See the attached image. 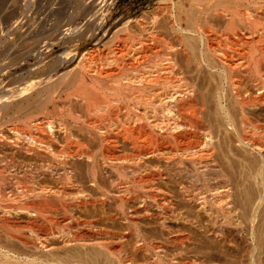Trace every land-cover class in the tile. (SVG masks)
<instances>
[{"label": "rangeland", "instance_id": "rangeland-1", "mask_svg": "<svg viewBox=\"0 0 264 264\" xmlns=\"http://www.w3.org/2000/svg\"><path fill=\"white\" fill-rule=\"evenodd\" d=\"M170 2L171 0H0V96L6 91L25 87L30 81L43 77L46 75L45 70H47V66L52 60L60 62V60L64 59L63 55L65 56L67 51L71 49L77 51L85 43L87 44L85 47H87L96 39L98 44L93 47L91 53L93 57L91 55L88 56L89 59L93 60L88 59L89 62L91 61L89 63L86 59L87 57L85 60L83 58L84 63H92V67L85 63L91 67L89 68L90 70L96 67H102L105 71L116 68V62L111 59L117 56L120 57H117V64L119 65L117 67L130 62L129 51L132 49L131 42L129 40H121L118 41L119 43L114 41L115 44L110 41L112 36L110 34H113L112 29L116 31L120 28L123 32L126 30L128 27L124 25L126 20L134 19L129 24V29L132 27V31H137L136 35L138 34L136 23L140 20L146 22L148 30H151L153 26H160V30H158L163 33L161 34L164 36H162L164 41L171 40L173 37L171 33L169 34L171 30L164 17L165 14L162 15V6L168 5ZM152 20L155 21L154 25L151 24ZM120 24L123 25L121 26ZM102 40L104 44L101 43L103 42ZM109 41L110 43H107ZM162 46L161 44L156 49L160 54L162 53ZM222 48L224 49L225 47ZM193 49L195 54L191 55L188 61L183 55L177 54L176 62H178V66L181 65L182 69L189 70L188 72L184 71L187 74L185 76L188 81H191V79L196 81L190 83H194L197 99L203 104L204 110L206 108V111H210V114L213 112L214 100L211 99H216L218 94L222 95L224 104L228 103L231 106L228 105L230 110H236V107L230 103L231 97H228L230 96V91L227 85L224 83L223 87L219 89L216 87L215 83L217 82H215L214 74L217 71L210 68V62H208L209 64L207 62L204 64L199 59V55H196V51L198 53L197 48ZM229 49L226 47L225 51H230L231 49ZM238 50L235 49V52L237 51L238 53H236L239 56L246 52L239 50L240 52L242 51L239 54ZM238 55L237 57H239ZM77 60L79 61V59ZM107 62L110 63L106 66L108 69L105 68ZM32 88H30L31 93L33 91ZM221 90H223L222 93ZM227 91L228 93H226ZM30 92L28 90L25 91L27 95ZM25 93L22 94L23 96L20 95L11 100L12 102L7 107L4 106V103L10 100L4 102L0 99V177L6 181L2 182L3 184L1 183V190L4 189L3 192L6 193H4V198H9L8 196H10V200L12 199L9 202L7 201L9 205L15 207L10 214L11 223H16L17 227L22 226V230L26 228L25 232L24 230L22 231L24 235L13 231L6 237L1 233L0 264H116L115 254L118 250L125 253L126 256L128 255L132 260V264H264V191H260V193L257 191V195L255 193V196L251 197L245 189V185L249 183L256 185L258 181L260 182V177H262L258 171H261L264 167V158L256 149L234 141L226 143L228 140H225V143H221V145H216L217 151L215 150L212 159L216 169L226 174L227 178L231 180L228 183L232 193L231 198L235 195L234 200L242 203L246 197L249 198L250 196L253 198V205L251 204L248 215L243 216V219L235 216L236 213L241 212L238 208L242 204L239 207L236 206L235 212L231 213V218L232 222L233 220L238 222L236 221L235 223L234 221L235 225L232 224V228L229 226L230 229L227 228L228 226L222 225L219 218L217 223L220 222V224H216V226L218 225L217 230H220V233L216 231L212 234L208 231V227L213 223L212 217L203 214L200 209V201L194 202V200L187 198V195L189 196L191 191L199 193L200 191L204 192L208 186H216L218 177L215 176V179H212L211 177L214 175H208V177L201 178L200 176H194L190 172V163L186 160L184 161L182 155L183 150L190 148V141L185 144H189L186 146H189L188 148L185 145L178 149L175 145L174 148H172L173 146L167 147L164 145L166 148L161 146L162 149H167V152L173 150L171 151L172 154L169 152L171 161L168 163L164 162L163 159L161 160V158L154 157L133 161L127 158L129 154L133 153V147L127 139L124 140V135L121 132L117 138L119 149L117 148L115 152H112L114 149L112 150L109 146L99 147L95 139L88 141L89 136L86 132H83L85 130L82 124L81 127L80 123H72L66 116L64 123L69 121L66 124H72V128L66 125V128L68 127L66 129L67 133H72L71 140L75 141L79 136L81 139L76 140L77 143L72 141L74 143L64 144V135L61 130V132L55 130V134L50 137L45 134L44 125L40 129L44 133L42 131L38 133L39 128L32 129L33 121L30 122L32 118L36 119L39 117L40 119L41 117V121H43L44 116L46 117L49 114L48 112H50L49 110L52 109V106L47 104L45 109L38 113L36 112L37 109L35 110L33 107L34 104L31 103L29 106L28 103L27 107L24 106V110H20L24 107L18 108L19 106L16 105V102L22 99L26 95ZM64 98L63 94L60 99L65 101L66 98ZM200 98H202V101ZM32 100L33 97L30 101ZM226 100L229 102L225 103ZM78 101H73L70 107L73 112L84 115L85 108ZM2 103L3 105H1ZM210 106L212 107L210 108ZM37 113L40 116L36 115ZM31 114H34L35 118ZM29 116L31 118L26 119ZM91 116L93 117L92 121L85 115L82 117H85L86 123L91 122L97 124L96 126L107 127L110 123V121L105 120V123H103L104 121L100 122L102 125L104 124L102 126L97 116V119L95 116ZM20 119L22 120L20 121ZM112 122L114 123L115 121ZM111 124L107 128L110 126L112 128L113 125ZM74 125L75 127L80 126L83 130L81 128H73ZM23 128L26 130L24 133L22 132ZM222 130L223 128L220 131V138L226 136V131L229 129L224 130L225 134H223ZM12 131H16L20 136H17ZM25 132L27 134L34 133V136L38 135V139L41 136L40 140H53V145L51 144L53 147L50 146L45 151V148L42 150L35 145V149H33V146L27 145L30 143L23 139L22 135ZM82 132L86 133V135ZM121 135L122 137L119 138ZM42 136L46 139L44 137L43 139ZM15 137L17 138L15 139ZM22 139L23 142H21ZM57 141L58 143H56ZM143 141L145 140H141L138 143L141 150L147 152L155 150V146L150 145L148 141ZM193 143L192 146L198 145H195L196 142ZM25 149L27 152L24 151ZM30 149L32 150L30 151ZM65 149V158L56 156L57 152L65 151ZM84 149L86 150L84 151ZM91 149L94 151L92 152ZM97 150L104 153L107 152V154L113 153L116 156L118 155L119 158L114 155L117 159H97L92 161L82 156L86 152H98ZM39 151L40 153H38ZM174 152L175 155H173ZM120 154L125 157L123 158V155L121 156ZM249 165L254 167V170L250 169ZM246 166L249 168L248 170ZM21 192L27 197L26 199L24 196V198L21 197L23 200L19 198V193ZM206 192L208 193V191ZM37 194L40 195L38 196ZM161 197H165V200ZM38 202L42 203V214L37 213V208H34L39 205ZM27 205L31 206V208L33 207L32 209L30 208L34 213L33 219L39 218L38 220L34 221L32 216L26 215L24 211L17 209V207L23 208ZM164 207H168L172 212L164 213ZM254 214V228L249 229V224ZM161 223H164L165 226L159 227ZM239 223L247 227H238ZM16 225L14 224V226ZM220 225L223 227H220ZM27 226H30L40 235L46 236V247H41V245L37 244V241L34 240L35 238L27 232ZM175 234L185 236L184 241L179 243L173 241V238L176 237ZM137 239H141V241H138V243L136 242ZM142 241L148 242V246L149 244H158L160 247L156 258L158 260H152L151 254L147 250H143L145 247L142 245ZM110 242L117 243L114 254L113 252L109 253L108 249H106L107 243Z\"/></svg>", "mask_w": 264, "mask_h": 264}, {"label": "bare ground", "instance_id": "bare-ground-1", "mask_svg": "<svg viewBox=\"0 0 264 264\" xmlns=\"http://www.w3.org/2000/svg\"><path fill=\"white\" fill-rule=\"evenodd\" d=\"M162 7H163L162 15L165 14L164 17L166 18L168 27L171 30L169 34L170 33L172 34L173 37L172 36L171 37L173 39L171 38V40L165 42L164 39L162 38L163 33L159 31L160 26L158 27L153 26L151 30H148L146 28V22L140 20L139 22L136 23L137 24L136 27H138L137 29L138 34L136 35L137 31L135 32L132 31L131 29L132 27L130 28L131 30L129 29V24L132 23L134 19L132 20L130 19L128 21L126 20V22L124 21L125 24L124 22L123 24L127 25L128 27L124 32L122 29L120 30V28L119 30L116 31L112 29L113 34H110L112 35L111 38L108 36L109 34L107 35V37L110 38V41L113 42L114 41L118 42L121 40L122 41L129 40L131 42L130 45H132V49H130L131 51H129L131 58L130 62L125 63V65L123 66L121 65V67H117L119 65L117 64L118 56L116 55L117 57L111 59L113 60V62H116V64L114 63L116 65V68L107 70L108 67L106 66L109 63L107 62V64L105 65L107 71H105L104 68L102 69V67L99 68L93 67L94 69L90 70L89 68L92 67L91 65L92 63L91 64L89 63L93 59L92 60L89 59L88 56L91 55L93 51V47L94 46L96 47V45L98 44V40L96 39L92 44L90 43L87 47H85V45H87L85 43V45L83 47H79L77 51L72 50L70 48L72 51L71 50L67 51L65 56L63 55L64 57L63 60H60V62L58 61L55 62V60L54 61L52 60L51 63L48 64L47 70H45L46 75L44 76L42 75L43 77L30 81L25 87L12 89L10 91H6L2 93L0 99H2L4 102L6 100H10L7 101V103H4V106L7 107L8 104L12 102L11 100L22 95L27 90L30 92V88L33 87L32 88L33 91L31 90L32 93L30 92L29 95L25 93L27 96L24 94L25 96L22 97V99H20L18 102H16V105L19 106L18 108L20 107L22 108L24 106L27 107L28 103L30 106V104L32 103L34 104L33 107L35 108V110L37 109L36 112L38 113L43 109H45L47 104L48 105L50 104L52 106V109L49 110L50 112H48L49 114L46 117L44 116L43 121H41L42 119L41 117L40 119L39 117H37L36 119L32 118L31 121L29 120L30 122L33 121L32 122L33 126L31 124V126L33 127L32 129L35 130L39 128L40 130L42 129L41 126L44 125L43 126V128L45 127L44 132L50 137H52V135L55 134L54 133L55 130L57 131L61 130L64 135L63 143L72 144L76 142V140L78 139L80 140L81 137L79 136L80 138L79 137L76 138L75 141L71 140L72 133L70 134L67 133L66 131V129L68 128V127L66 128V125L69 123V121L66 122L67 124L64 123V118L66 119L67 116L72 123H80L79 124L80 126L82 124L85 130L83 132H86L87 135L89 136L88 141H90V139L91 140L95 139V141L97 142L96 144H98L99 147L109 146V148L111 147L112 150L114 149L112 152H115L116 151L115 149L118 148L117 138L118 135L122 133L124 135L123 137L125 138L124 140L127 139V141H129L133 147V153L127 156V158L133 161L141 160L147 157L149 158L154 157V158H161V160L163 159L164 162L168 163L169 161H171L169 152L171 153V151L173 150L167 152L166 151L167 149L164 150L166 148L165 146L167 147L173 146L172 148L176 146V148L178 149L179 147L184 146L187 143V141H190L189 142L190 145L187 144L190 146L189 148L190 150L189 149H188L189 151L183 150L184 152L182 153L184 161L186 160L190 163V172H192L194 176L197 177L200 176L201 178H204L206 176L208 177V175L209 176L214 175L211 177L212 179L213 178L215 179V176L218 177L217 180L218 183L216 182L217 183L216 186L206 187L205 191H208V193L207 192L205 193V191L204 192L200 191L199 193L191 191L190 195L189 196L187 195V198H190V200H194V202L200 201V205H201L200 209L203 212V214H207L212 217L213 226L211 225L212 226L211 227L210 225L207 224L206 225L210 226L208 227L209 229L208 228L207 229L210 233L213 234L216 231H218L217 226L220 224V222L222 225L228 226L227 227L228 229H230L229 226L231 227L232 224L235 225L233 222L235 221L236 223L237 220H233L232 222L231 213L235 212L236 206L239 207V205L242 204L238 208V210L240 209L241 212L236 213L235 216H237L240 219L243 216L245 217L246 215H248L249 207H251L253 201V198L251 197L255 196V193L257 191H259V193L260 191H264V167H263L261 171H258L259 174H261L262 176L260 177V182L256 180L258 181L257 183L258 185L257 184L254 185V183L253 185H251L250 183L248 185H245L247 194L250 195L251 197L250 196L249 198L246 197L245 201L242 203H239L238 200H236L238 201L236 202L234 200L235 195L233 198H231L232 193L230 191L231 189L229 188L230 185L228 186V183L231 182L230 178L228 179L226 174H224L221 171L219 172L218 169H216L214 165V161L212 159V157L215 154L216 145L219 144L221 145V143H225V140L226 141L228 140V142L226 143H229V141L231 142L234 141L235 143L238 142L245 144L249 147H252L253 149H256L258 153L264 158V0H171L170 4ZM154 19L156 20V18ZM154 23L155 21H153L151 24L154 25ZM105 39L107 40V38ZM110 41L107 43H110ZM101 43L104 44V41ZM161 44L163 46L161 50L162 53L160 54L156 49L158 48V46L160 47ZM222 47L225 48L227 47V49L230 48L231 50L229 49L230 51L228 50L225 51V48L223 49ZM193 48L195 49L197 48L196 50H198V53L196 51V55L197 54L199 55V59L202 60L204 64L206 62L207 63L210 62L211 63L210 68L215 69L217 71L216 74L213 73L214 79L216 80L215 82H217L215 83L216 87L219 89L223 87L224 83L225 85H227V88L230 91L229 92L230 96H228L231 97V99L229 98L230 103H232V105L236 107V110L235 109L230 110L231 106L228 103L227 104L223 103V98L222 95L220 94L217 95L216 99H211L214 100L213 101L214 108H212L214 109L213 112H211L210 114L209 113L210 111L207 112L206 108L204 110L203 104L200 103L199 100L197 99V95H196L197 91H195L194 83H190L196 81L194 80L192 81V79L191 81H188V78L186 79L187 74H185L186 72L184 71L186 70L188 72L189 70L184 68L183 70L180 67L181 65L178 66L177 65L178 62H176L177 54L183 55L188 61L190 59V56L195 54ZM235 49L244 50L246 52L242 53V56H239L237 54L238 52L237 51H236L237 53L235 52ZM241 52L239 51V54H241ZM237 55L239 57H237ZM91 57L93 56L91 55ZM83 58L84 60L86 58L88 62L89 60H91L88 64L85 62L87 65H91V67L87 66L83 62ZM77 59H79V61ZM197 81H198V77H197ZM34 91L35 93H33ZM222 92L223 90H221V93ZM226 93H228V91ZM63 94L66 98L65 101L64 100L62 101L60 99ZM200 95L202 96V94ZM29 96L33 97L32 101H30L32 97L30 98ZM200 99L202 101V98ZM77 100H79L83 104L80 105L84 106L85 108V114H84L85 116L89 117L90 120L93 118L91 115L95 116V118L97 116V118L99 119L98 120L99 123L103 121H104L103 123H105V120L110 121L108 126L112 123L111 124L113 125L112 128H110L111 126L107 128L108 126L105 127L103 126L104 124L102 125L101 123L100 124L103 127L99 125L96 126L97 124L91 122L86 123L84 119L85 117L84 118L82 117L84 115H82V113L80 114L73 112L70 107L71 103L73 101L77 102ZM227 101L228 100H226L225 103ZM210 102L212 103V101ZM1 105H3V103ZM4 106L1 107L3 108ZM211 107L212 106H210V108ZM81 108L83 109V107ZM24 109L25 107L20 110H24ZM38 113L36 115L40 116V114ZM34 114L31 115H33L32 117L35 118ZM259 114H262L263 118L262 115H260L261 116L260 117ZM30 116L26 119H30L31 118ZM258 116L262 119H260ZM21 120L22 119H20V121ZM112 121H115L116 124H114L115 122L113 123ZM71 125L72 124H69L67 126L72 128ZM80 126L75 127L74 125L73 128L79 129L82 127ZM221 126L223 128L222 130V132H224L223 134H225V131L229 129L228 131H226L227 132L225 134L226 136H224L226 139L223 136L220 138V131L222 129L220 128ZM83 128H81V130H83ZM39 130L38 133L42 131ZM24 131L26 130H24L23 128L22 132L24 133ZM14 133H16V131ZM86 133L83 134L86 135ZM18 135L19 134H17V136ZM22 136L23 139H26L24 141L30 143L27 145L30 146L32 145L33 149H35L34 146L37 145V147L39 146L38 148H41L42 150H44L45 148L46 151V149H48L50 146L53 145L52 144L53 140L52 141H50V139L49 141L40 140L41 136L40 139H38L39 136L38 135L34 136V133L27 134L25 132V134ZM43 137L44 136H42V138ZM120 137H122V135L119 136V138ZM16 138L17 137H15V139ZM140 138H143L141 140H145L143 142L148 141L150 145L152 144L153 147L155 146L154 147L155 150L151 152L141 150V147L138 144L141 141ZM23 139L21 142H23ZM193 142H196L195 145L196 144L198 145L192 146V144H194ZM56 143H58V141ZM187 145H185V147ZM161 146H164L165 148L162 149ZM26 149L28 150V148ZM26 149L24 151H26ZM41 149L40 151H42ZM14 150L16 151V148ZM31 150L32 149H30V151ZM62 150L60 152H57L56 156L65 158L66 149L65 151ZM85 150L86 149H84V151ZM40 151L38 153H40ZM93 151L94 150H92V152ZM178 153L180 156H182L180 152ZM114 155L115 154L113 153L107 154V152L104 153L102 151H98V152L95 151L94 153L86 152L85 154H82V156L92 161L97 159L98 160L99 159L106 160L112 158L117 159L116 157H118V155L117 156L115 155L116 157ZM173 155H175V152ZM124 157L125 156L123 155V158ZM172 160L174 159L172 158ZM253 168L254 167L250 166V169L254 170ZM246 169L248 170L249 168L247 167ZM2 182H6V181H4L0 177V249L2 248V241H1L2 234H4V236L7 237L9 234H11L10 232L16 231L17 233L19 232L18 234H20L22 233L23 230L24 232L26 230L24 226L23 227L25 229L22 230V226L17 227L16 223H14L16 226H14V224L11 223L10 214L12 209H15V207L9 205L8 203L10 200V196H8L9 198H4L6 193L3 192L4 189L1 190L2 188L1 185L3 184ZM19 194H20L19 198L24 196V193L22 192ZM26 198L27 197H25V199ZM162 199L165 200V197ZM41 204L40 203L39 205L35 204L36 207L34 208H37V211L35 210L37 213L42 214L43 207ZM28 205L24 206L23 208L17 207V209L24 211L26 215L28 214L32 216L33 219L34 213L32 212V210H30L31 206ZM169 212H172L171 209H169L168 207H164V213H169ZM254 217L255 214L251 219V222L249 224L250 226L249 229L254 228L253 227ZM219 218H220V222L217 223ZM38 219H33V220L36 221ZM216 224L218 225L216 226ZM162 226H165L164 223H161V226L159 227ZM240 226L242 227L246 225L240 224L238 227ZM220 227L223 226L220 225ZM27 229H28L27 232H29L35 238L34 240L37 241L38 245H41V247L42 246L46 247V242H47L46 236L40 235V233H37L30 226H27ZM218 232L220 233V230ZM22 235L24 234L22 233ZM184 237L180 235H176V237H174L175 239L173 238V241H177L178 243L183 242ZM138 241H141V239L136 240V242ZM142 242H143L142 245H144L145 247L143 250H147L151 254V256L153 257L152 260L156 259L159 254L158 248H160L158 244L157 245L149 244L148 246L147 244L148 242L147 243L146 241H142ZM115 243L114 242L107 243L106 249H108L109 253L113 252L114 254V252H116L115 247L117 243L116 244ZM115 255H116V260H115L116 264H132L131 258L128 255L126 256L125 253H122V251L118 250Z\"/></svg>", "mask_w": 264, "mask_h": 264}]
</instances>
